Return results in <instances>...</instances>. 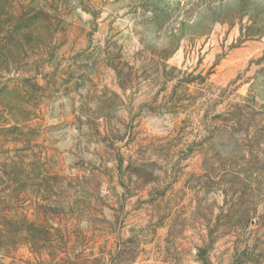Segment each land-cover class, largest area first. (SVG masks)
I'll return each instance as SVG.
<instances>
[{
	"label": "rangeland",
	"instance_id": "obj_1",
	"mask_svg": "<svg viewBox=\"0 0 264 264\" xmlns=\"http://www.w3.org/2000/svg\"><path fill=\"white\" fill-rule=\"evenodd\" d=\"M0 264H264V0H0Z\"/></svg>",
	"mask_w": 264,
	"mask_h": 264
}]
</instances>
